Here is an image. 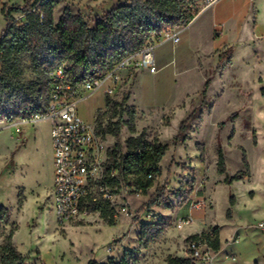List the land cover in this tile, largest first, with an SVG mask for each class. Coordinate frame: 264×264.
Listing matches in <instances>:
<instances>
[{"label":"rangeland","instance_id":"1","mask_svg":"<svg viewBox=\"0 0 264 264\" xmlns=\"http://www.w3.org/2000/svg\"><path fill=\"white\" fill-rule=\"evenodd\" d=\"M25 1L0 0V33L6 25L2 8L20 7ZM55 1V21L68 7L92 27L97 18L128 0ZM249 4L254 7L251 20L240 38L223 33L218 40H210L201 29L191 33L189 26H178L174 31L183 33H178L177 43L166 40L154 45L157 72H137L130 86L113 97L118 102L128 94L125 107L135 112V135L143 133L147 140L169 146L153 186L139 197L128 192L130 214L119 216L113 225L96 214L87 222L59 224L50 205V123L19 125V119L0 123V206L10 210L4 233L15 229L12 244L24 264L105 263L123 257L129 264H166L169 256L188 257L186 238L215 227L221 229L223 243L212 264H264V229L257 228L258 223L264 225V97L257 82L264 79V47L263 38L255 32L257 21L264 27V0ZM249 10H243L247 20ZM11 16L23 21L17 12ZM207 16L193 29H199ZM220 44L224 45L218 49ZM21 64V81L33 79L29 56ZM209 77L206 105L201 106L199 91ZM104 100L101 92L92 94L78 104V115L93 123L94 112L104 107ZM189 116L185 137L173 143L179 124ZM126 119L122 114V120ZM130 135L126 127L121 128L123 152ZM107 144H114L112 136ZM217 145L229 177L243 170L244 151L248 179L223 182L216 168ZM155 192L158 196L151 203ZM230 197L234 199L231 207ZM202 199L206 206L191 212L192 224L177 230L175 223L188 214V204ZM143 224L148 225L141 235Z\"/></svg>","mask_w":264,"mask_h":264},{"label":"trees","instance_id":"2","mask_svg":"<svg viewBox=\"0 0 264 264\" xmlns=\"http://www.w3.org/2000/svg\"><path fill=\"white\" fill-rule=\"evenodd\" d=\"M199 0H128L111 8L102 17L97 18L90 27L79 14H73L65 7L58 20H54L55 0H26L20 7H3L1 12L6 19L5 28L0 33V123H12L22 117L29 118L42 114L45 110L48 93V73L58 66H65L67 72L77 82L91 79L109 71L114 64L139 50L153 37L186 25L196 14ZM194 6V10L190 7ZM17 12L22 22L11 16ZM42 16V19H40ZM29 56L30 69L34 78L22 82V58ZM211 78H206L200 91V105H206V91ZM261 87L260 96L264 97V79L257 80ZM129 99L124 94L120 101L105 96L104 107L95 112V130L103 138L112 136L114 144L108 151L106 164L107 183L119 186L120 183L131 192L133 188L142 194L153 186L160 174L159 163L168 151L167 144L158 140H147L143 133L135 135V112L125 107ZM122 114L127 119L122 120ZM236 115L232 113L228 118ZM190 116L182 121L173 143L184 135V129ZM221 124L218 125V127ZM126 127L131 134L124 143L123 152L119 134ZM185 137V135H184ZM243 170L229 177L226 173L225 159L217 145L216 168L223 175V182L231 184L250 177L246 155L242 151ZM114 171L116 175L110 177ZM152 178L148 179L147 176ZM157 192L150 198L153 203ZM234 204L229 199L230 207ZM92 211H98L101 219L108 225L114 224L113 210L99 201L92 205ZM230 209L227 211V218ZM10 210L0 206V264H24V258L12 244L15 229L7 234L4 227L9 224ZM141 226V235L143 228ZM205 237L213 251L220 248L218 228L210 229ZM198 238L192 235L186 242ZM166 264H193L190 257L169 256ZM86 264H129L125 257L119 261L108 260L105 263L88 261Z\"/></svg>","mask_w":264,"mask_h":264},{"label":"built area","instance_id":"3","mask_svg":"<svg viewBox=\"0 0 264 264\" xmlns=\"http://www.w3.org/2000/svg\"><path fill=\"white\" fill-rule=\"evenodd\" d=\"M220 0H199L195 16L182 28L189 26L200 14L209 10ZM194 10V6L190 7ZM42 19V16H40ZM178 30L163 32L148 42L142 48L128 55L113 67L91 79L75 81L67 72L65 66H58L48 73V93L45 110L42 114L19 119V125L35 124L40 121L50 123V140L52 145L53 186L51 208L59 224H75L87 222L92 214L99 216L98 211H92V205L104 202L113 210L114 219L119 216H129L126 194L129 192L122 183L111 186L107 183L106 164L108 151L112 148L107 144V138L98 135L93 123L84 121L77 111L78 104L96 92L114 99L122 92L124 86H130L136 73L147 71L155 74L157 69L154 60V45L158 42L179 41ZM116 175L112 171L110 177ZM148 179L152 176L148 175ZM135 197L140 192L131 189ZM206 201L195 200L188 204V214L179 218L175 228L179 231L193 222L191 212L201 210ZM257 228L264 229L262 223ZM209 237L212 233L205 230ZM199 232L198 238L187 242L188 257L193 264H212L216 252ZM236 242V241H235ZM112 251L111 247L107 252Z\"/></svg>","mask_w":264,"mask_h":264},{"label":"crops","instance_id":"4","mask_svg":"<svg viewBox=\"0 0 264 264\" xmlns=\"http://www.w3.org/2000/svg\"><path fill=\"white\" fill-rule=\"evenodd\" d=\"M249 2H251V0H220L215 5H213L209 10L198 15L189 25V27L187 26L188 27L187 31L194 33L195 31L198 32V30L201 29L203 31L202 33L207 35L210 40H218L223 35V33L225 34L228 33L232 35L235 40H237L238 38L241 37V35L243 34L244 30L247 27V23H249V21L251 20V16H252L251 13L254 7L250 6ZM245 8L246 9L250 8L249 10L250 15L248 20L246 17L247 11L246 12L243 11ZM206 14H208V16L206 19H204L201 22L200 28L193 29V25L197 21H200ZM209 18H211L212 20L211 23L209 21ZM178 32L183 33L179 30ZM255 32L257 36L263 38V47H264V27L259 26L258 21H257V25L255 26ZM224 44H220L218 46V49L223 47ZM181 73H182L181 71L176 72V74H181ZM97 110L98 109H96L95 112ZM95 112H94V118H95ZM82 119L86 121L85 120L86 116H84V118ZM49 141L51 145L50 133H49ZM51 166H52V145H51ZM52 186H53V170H52L51 194H52ZM218 231H219V240L221 241V243H223L222 242L223 238L221 236V229H219Z\"/></svg>","mask_w":264,"mask_h":264}]
</instances>
